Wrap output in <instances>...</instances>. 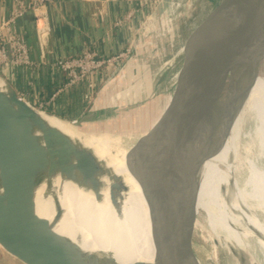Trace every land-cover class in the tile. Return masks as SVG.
I'll return each instance as SVG.
<instances>
[{
	"label": "water",
	"instance_id": "95a60500",
	"mask_svg": "<svg viewBox=\"0 0 264 264\" xmlns=\"http://www.w3.org/2000/svg\"><path fill=\"white\" fill-rule=\"evenodd\" d=\"M159 23L164 24L162 19L150 17L144 27L151 33ZM263 24L264 0H220L197 31L182 66L190 56L191 59L175 78L165 109L148 133L144 161L157 192L156 213L165 241V260L161 264H196L190 244L193 169L198 160L219 148L240 104L232 89V96L223 103L227 114L218 118L220 130L207 135L217 106L211 87L224 61L251 65L264 57V35L259 31ZM134 59L132 49L126 61L105 80L100 99L122 91L107 87L123 75L125 66ZM112 110L109 105H93L69 122L80 128L83 122L96 120ZM203 111V134L205 138H215L209 148H198L190 139ZM103 171L88 149L49 125L35 107L0 77V247L6 253L23 264H117L110 255L83 252L34 210L33 192L38 175L50 177L58 173L96 191L98 175ZM114 185L118 187L119 183Z\"/></svg>",
	"mask_w": 264,
	"mask_h": 264
},
{
	"label": "bare ground",
	"instance_id": "6f19581e",
	"mask_svg": "<svg viewBox=\"0 0 264 264\" xmlns=\"http://www.w3.org/2000/svg\"><path fill=\"white\" fill-rule=\"evenodd\" d=\"M218 3L215 0L206 11L193 16L194 29L186 48L194 43L197 31ZM259 31L264 35V24ZM259 41L257 38V46ZM190 59L191 56L178 70V77ZM232 89L240 104L232 115L228 132L219 148L198 160L193 169L191 233L194 228L203 227L197 214L204 211L210 230L223 238L225 249L230 251L232 246L243 249L254 261L264 264V57L251 65H240L233 60L223 62L211 87V97L217 106L207 135L220 130L218 118L227 114L223 103L232 96ZM122 97L133 101L129 88L113 96L114 99ZM110 99L109 96L104 99L102 107L109 105ZM165 106L152 115L138 109L107 114L90 121L88 124L96 127H89L87 131L36 109L49 125L88 149L105 170L98 175L96 191L58 173L50 177L44 173L38 175L33 192L36 214L83 252L110 255L117 264L163 263L165 241L161 235L156 237L161 228L156 213L157 192L146 170L144 154L149 143L148 133ZM131 118L136 124L142 123L143 128L113 130L108 127L125 124ZM98 124L107 127L101 129ZM203 130L204 111L190 139L198 148H209L215 138H205ZM117 182L119 186L115 187Z\"/></svg>",
	"mask_w": 264,
	"mask_h": 264
},
{
	"label": "crops",
	"instance_id": "0c3cea01",
	"mask_svg": "<svg viewBox=\"0 0 264 264\" xmlns=\"http://www.w3.org/2000/svg\"><path fill=\"white\" fill-rule=\"evenodd\" d=\"M14 4L15 0H0V15L9 14ZM151 5V0H98L96 3L54 0L45 6L47 31L43 36L37 34L31 13L27 12L20 25L25 33L32 64L11 69L6 82L25 100L40 104L44 110L69 120L77 118L90 106H102L104 99H100L99 95L107 76L90 77L96 92L92 100L87 101L83 97L87 80L61 90L64 77L53 67V62L57 58L79 55L86 48L94 49L99 55L115 54L126 46L133 47L136 57H139L142 49L151 52L156 46L151 42L152 32L144 27L151 15ZM134 8H138V11L130 20L115 24L116 20L122 19ZM162 25L159 23L156 28ZM162 40L160 38L158 43H162ZM0 264L23 263L0 247Z\"/></svg>",
	"mask_w": 264,
	"mask_h": 264
},
{
	"label": "rangeland",
	"instance_id": "374dc122",
	"mask_svg": "<svg viewBox=\"0 0 264 264\" xmlns=\"http://www.w3.org/2000/svg\"><path fill=\"white\" fill-rule=\"evenodd\" d=\"M172 1L173 3L171 5L168 1L165 3L166 12H164L162 4L160 3H157L158 5L155 3V6H153V15L156 20L159 21L164 14H169L167 16L169 17L168 20L164 21L165 24L157 29V32H159L152 33L151 42H154L153 46L155 45L156 49H153L151 52L142 49L139 57L137 56V59H134L135 61L125 66L123 75H121L117 81L110 82L107 87L108 89L114 87L116 91L129 88L133 101L131 102L126 97L114 99L112 96L109 106L112 107L113 110L103 114L99 118L111 113L116 115L120 113L121 110L130 111L134 109L152 115L158 113V111L165 106L172 85L177 77L178 70L189 52L188 48H186V43L194 29L193 16L200 11L201 13L206 11V7L211 6L215 2V0ZM176 4L177 7L174 8ZM160 38L163 39L162 43H158ZM168 42L169 44H167ZM145 58H148V60L145 61ZM141 61L143 63H141ZM29 104L36 109L43 110L70 121L57 113L44 110L42 107L38 106V104L31 102ZM133 119L134 118H131L128 122H125V124L116 123L108 127L113 130L124 129V127L141 130L143 124H136L132 121ZM89 122L90 121L83 122L80 129L87 131L89 127H96V125L93 124L89 125ZM149 123H151V119H149ZM97 126L103 129L106 125L98 124ZM98 128L94 130H98ZM197 219L202 223L203 227H196L193 230L194 232H190V244L194 257H196V264H251L249 261H253L252 264H259L254 261L251 254L245 250L239 251L233 246L230 251L225 249L222 246L224 241L223 238L220 236L218 238L216 234L210 230L204 211H200L197 214ZM160 235V230H158L156 237L158 236L159 238ZM256 252L258 253V251Z\"/></svg>",
	"mask_w": 264,
	"mask_h": 264
},
{
	"label": "built area",
	"instance_id": "2783aa9c",
	"mask_svg": "<svg viewBox=\"0 0 264 264\" xmlns=\"http://www.w3.org/2000/svg\"><path fill=\"white\" fill-rule=\"evenodd\" d=\"M51 1L54 0H15L12 11L7 15H0V77L3 80L6 81L10 77L11 69L18 66H30L32 64L29 47L25 38L24 30L20 25V21L27 12L31 13L37 34L43 36L45 31H47L45 6ZM167 1L170 5L173 3L172 0H151L152 9L150 17H154L153 6H155V3L156 5L159 3L162 4L163 10L166 12L165 3ZM176 7L177 4L174 8ZM136 11H138V8L129 10L122 19L116 20L115 24L130 20ZM168 15L169 14L166 13L161 17L163 22L168 20ZM153 32H157V29ZM132 49V46H126L118 53L99 55L94 49L86 48L79 55L57 58L53 62V67L57 68L64 77V83L60 89L62 90L71 87L80 81L87 80L86 91L83 93V97L87 101H91L96 91L94 82L90 77L94 75L102 77L107 76L104 78V80H107L112 72L126 61L130 56ZM108 71H110L109 75H107ZM17 94L24 99L21 93ZM27 102L30 103L29 101ZM38 106L41 107L40 104Z\"/></svg>",
	"mask_w": 264,
	"mask_h": 264
},
{
	"label": "trees",
	"instance_id": "16d2710c",
	"mask_svg": "<svg viewBox=\"0 0 264 264\" xmlns=\"http://www.w3.org/2000/svg\"><path fill=\"white\" fill-rule=\"evenodd\" d=\"M106 95H107V93H106ZM105 98V97H104Z\"/></svg>",
	"mask_w": 264,
	"mask_h": 264
}]
</instances>
